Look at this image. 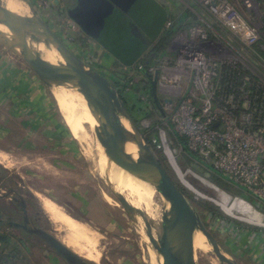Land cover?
<instances>
[{
  "label": "rangeland",
  "instance_id": "obj_1",
  "mask_svg": "<svg viewBox=\"0 0 264 264\" xmlns=\"http://www.w3.org/2000/svg\"><path fill=\"white\" fill-rule=\"evenodd\" d=\"M23 1L28 5L30 4L39 15L52 24V28L55 31L63 35V30L66 29L70 19L60 18L62 13L60 9L54 7V2L48 0ZM73 1L71 0V3ZM67 2H70V0ZM163 5L166 4L164 3ZM168 6H170V10H173L175 5L168 3ZM53 15H56V17L53 18ZM158 23L159 25L162 23V18L158 19ZM190 23L188 22L187 24ZM192 24V26H204L202 22L200 23L197 20ZM145 25L146 27L150 26L149 21L146 19H144V23L141 26L144 33ZM77 41L78 45L83 44L87 50L82 53L83 57L95 62L94 65L98 62V65L103 68L102 70H106L104 75L108 78L128 74L126 68L119 66L115 60L111 59L107 51L96 41L82 35ZM71 48L76 53L78 52L76 47H74L75 49ZM128 49L129 52L134 53L132 47H128ZM89 54L93 55V57L90 58ZM145 56L146 54L144 53L141 59H144ZM160 56L177 59V53L169 52L168 50ZM98 65L95 68L101 70ZM152 65H155V62ZM144 71L147 74L148 67ZM151 80L152 85L155 82L157 86L158 76L151 78ZM139 86L136 89L138 92H134L136 94L134 100L138 101V104L128 103V107L133 111L132 115L135 121L139 127H144L147 132L157 129L156 132H152L154 133L153 139L157 148L162 150L160 129L164 128L167 133L168 143L175 154L178 167L182 173L186 174L185 179L191 185V188L197 189L203 196L215 198L217 195L216 191L210 188V184L229 192L234 197L245 198L252 203L258 204L255 199L242 189L232 185L218 173L207 168L206 165L202 164L206 167L204 169L197 165L195 160L190 159L186 153H180L183 144L178 141L173 133L172 124L169 120L170 113L165 112L167 117L164 118L157 113L155 105L150 107V113L145 112L146 100L151 95L149 93V97L143 99L140 94L142 91L148 94L146 81ZM55 91L46 88L47 97L40 98L38 104H36V101L33 102L35 107H40L36 112L34 111L35 109L30 110L27 106L30 103L27 101V105L22 101L19 108L9 105H5L3 108L2 106L0 107V155L5 158V160L0 161V234L10 237V246L14 249L13 252L7 250L1 264H56L57 262H53V259H51L54 257L57 260L53 249L38 241L37 238L29 237L9 226L10 222L19 223L20 220L14 201L19 195L29 201V211L31 213L40 212L43 225L57 237L59 236L58 229L50 219L43 199H49L60 205L70 216L87 224L95 232L99 233L103 238L102 242L100 241L99 243L101 250L100 260L95 263L85 255H78L88 264H159L157 254L145 232L143 221L139 220L138 224H134L116 200L112 198L113 201H108L106 199L107 196H110L105 183L108 161L96 133L97 125L92 127L89 124H85L84 137L82 135V138L77 139L68 126L65 115L59 109ZM157 98L160 103H164L165 100H172L175 103L179 102L177 98L160 94L157 95ZM45 104L47 109H49L46 111L47 113L43 111ZM169 167L172 174L181 184L170 163ZM120 171V168L114 166L112 177L121 174ZM183 187L186 188L185 186ZM186 189L197 198L210 201L197 195L189 188ZM150 194V211L153 217H149V220L157 238L162 232L165 203L156 190L151 189ZM215 205L217 206V204ZM258 205L264 213V206ZM217 207L227 219L230 218L220 206ZM202 220L214 234L222 250L237 264H264L263 229L257 228L259 233L251 230L255 229L254 226L241 224L246 236L248 235L251 239L239 246V244L234 245L235 243L233 242L242 243L239 240L240 235L237 234L233 237L226 233L228 229L224 224H228L227 221L224 219L214 220L207 218V216L202 218ZM252 232L254 233L252 234ZM228 239L233 242L228 243ZM206 244L208 249L205 252L195 248L196 263L222 264L214 254L213 248L208 244L207 239ZM256 245L263 248L260 253L255 252L254 246ZM249 248L251 250H247ZM57 264L67 263L64 260H58Z\"/></svg>",
  "mask_w": 264,
  "mask_h": 264
},
{
  "label": "built area",
  "instance_id": "obj_2",
  "mask_svg": "<svg viewBox=\"0 0 264 264\" xmlns=\"http://www.w3.org/2000/svg\"><path fill=\"white\" fill-rule=\"evenodd\" d=\"M158 1L169 8L168 3L181 5L190 22L197 20L204 26L183 22L184 28L177 29L167 47L169 52L177 53V59L150 55L152 59L147 61L146 53L137 66L126 68L128 74L118 76L117 88L128 97H136L134 92L146 81L148 94H140L143 99L149 93L151 97L144 110L150 113V107L155 105L158 114L170 113L173 133L183 144L180 153L194 156L197 165L205 169L204 164L224 176L264 206V0ZM175 22L170 18L163 33L171 32ZM68 23L63 38L74 48L83 34L72 20ZM84 60L94 67L98 65ZM155 76L158 81L154 92L151 78ZM158 94L179 102L165 100L158 107ZM160 138L172 151L164 128L160 129ZM209 186L215 189V198L203 196L200 191L198 195L220 206L230 217L224 224L227 234H238L240 240L248 241L251 238L241 224L254 226V231L264 230V213L258 204ZM262 249L254 246L256 253Z\"/></svg>",
  "mask_w": 264,
  "mask_h": 264
},
{
  "label": "water",
  "instance_id": "obj_3",
  "mask_svg": "<svg viewBox=\"0 0 264 264\" xmlns=\"http://www.w3.org/2000/svg\"><path fill=\"white\" fill-rule=\"evenodd\" d=\"M16 1L25 5L27 9L14 11L10 8L8 0H0V26L8 31V33L0 31V45L24 62L39 81L50 90H69L84 98L96 121V133L108 160L105 183L110 196L121 205L134 224H138L139 220L143 221L145 232L157 254L159 264H197L195 250L197 234L206 237L222 264H237L222 250L200 214L163 168L135 121L124 96L113 81L72 50L61 34L55 31L30 4H26L23 0ZM51 1L56 5L61 3L60 0ZM76 1L77 5L67 11L68 18L86 37L97 42L104 30L105 20L111 7L133 16L134 8L140 3V0ZM137 36L144 40L143 43L146 42L147 38L143 34L139 33ZM42 48L59 54L66 65L58 66L44 60L38 51ZM141 56L132 55L131 63L135 64ZM152 86L155 92L156 83L153 82ZM124 122H127L128 126ZM162 147L181 184L198 195V190L188 187L179 176L163 142ZM130 150L136 151L137 154L134 156ZM174 162L177 164L176 160ZM114 166L153 187L163 198L165 206L172 207L174 215L170 221H167L164 207L162 232L159 237H155L147 214L132 205L126 195L116 188L112 177ZM39 235L47 246L68 264H87L55 234L41 231Z\"/></svg>",
  "mask_w": 264,
  "mask_h": 264
},
{
  "label": "bare ground",
  "instance_id": "obj_4",
  "mask_svg": "<svg viewBox=\"0 0 264 264\" xmlns=\"http://www.w3.org/2000/svg\"><path fill=\"white\" fill-rule=\"evenodd\" d=\"M8 3L10 5V8L14 11H22V9H27L25 5L17 2L16 0H8ZM0 31L8 33L7 29L3 26H0ZM38 51L40 53V56L44 60L52 64H56L58 66L66 65L65 61H63L60 55L56 52H49L44 48L39 49ZM55 98L58 102L60 111L66 117L68 126L70 127L71 131L77 139L82 138V135L84 137L83 131L85 124H89L92 127L96 126V121L90 113V108L81 95L69 90L61 89L55 92ZM124 123L126 126H128L127 122ZM130 153L134 154V156L137 154V152L134 150H130ZM167 154L169 155L171 162L176 168L179 176L185 181L188 187L191 188V185L185 179L186 174L182 173L179 167L176 166L177 164H175L174 162L175 154L170 149H167ZM3 160H5V158L0 155V161ZM120 172L121 174L116 177H113L114 184L118 191L126 195L128 201L132 205L144 211L147 214L148 218L153 217L150 211V190L153 189V187L143 181L132 177L131 175L122 170ZM220 196L222 197V193L220 194ZM106 199L108 201H113L112 197L110 196H107ZM43 203L47 213L49 214L50 219L58 229V238L65 245L71 248L76 254L80 256L85 255L91 261L97 263L101 258V250L99 248V243L103 239L102 236L99 233L95 232L87 224H84L75 219L74 217L70 216L60 205L56 204L55 202L49 199H43ZM165 213L167 221H170L172 219V216L174 215V213L172 212V207L166 205ZM195 248L196 250H201L203 252L207 251L208 245L206 244V239L204 235H196Z\"/></svg>",
  "mask_w": 264,
  "mask_h": 264
},
{
  "label": "trees",
  "instance_id": "obj_5",
  "mask_svg": "<svg viewBox=\"0 0 264 264\" xmlns=\"http://www.w3.org/2000/svg\"><path fill=\"white\" fill-rule=\"evenodd\" d=\"M163 6L164 5L158 0H140V3H138L134 8V13L131 18H133V21L137 22V25L140 28L144 23V19L149 21L150 26L146 27L145 25V29H143L145 31V37L148 40L147 43L141 42L138 36L135 35L131 28V19L125 13H123L119 9H116L115 7H111L110 13L108 14L105 20L104 30L102 31L101 36L99 37V42H96L107 51L111 59L116 60L118 65L123 68L134 67L136 64H138V61L141 60V55L144 53V51H147L148 49H151L150 52L156 56L162 55V53L166 51L169 43L171 42L173 35H175V33L177 32V29L184 28V26H182L184 18L178 17L177 15V12H179V10L175 12L173 10H170V8L167 6ZM184 15H188V13L186 12ZM159 18H162V23L160 25L158 23ZM170 18L175 19V28L169 33H163V28ZM81 34L85 36L82 31ZM128 47H132L134 53L129 52ZM83 52L84 49L82 50V53ZM135 54L141 57L134 64L131 62H133L132 55ZM261 55L264 58V52H261ZM109 79L113 82H116V87H120V83H117V81L119 80L118 76L114 78L110 77ZM122 95L124 96L127 105H129V102H133L135 105L138 104V101L134 100L135 97H128L124 92H122ZM157 104V106L159 107L160 101L158 98ZM131 113H133L132 110ZM159 115L165 117L164 112ZM140 129L146 136L149 145L157 155L163 168L168 172L176 186L186 195L188 200L192 203V205L194 206L196 211L201 215V217L205 218L207 216V218H211L214 220L224 219L228 222L229 219H227L223 215L221 210L214 203L197 198L193 193L188 191L177 181V179L170 170L169 161L165 156L163 150L157 148V146L155 145L153 139L154 133L152 132H156L157 129L155 128L150 132H147L144 127H140ZM188 157H190V159L194 158V156L191 155H188ZM256 231L259 232L258 230ZM262 234H264V232ZM7 250H11L12 252L14 250L13 247L10 246V237L5 235L3 236L0 234V264L4 260V256Z\"/></svg>",
  "mask_w": 264,
  "mask_h": 264
},
{
  "label": "crops",
  "instance_id": "obj_6",
  "mask_svg": "<svg viewBox=\"0 0 264 264\" xmlns=\"http://www.w3.org/2000/svg\"><path fill=\"white\" fill-rule=\"evenodd\" d=\"M69 4L71 5V1ZM173 8L176 9H173V11L175 12L179 10V12H177V15L178 17L184 18L183 22H186L188 20L190 23L191 19H189L188 15H184L186 12L181 5L177 4ZM54 17L55 16H53V18ZM65 30L66 29H64L63 31ZM74 47H76L80 53H82V50L84 49H82L81 45ZM84 51H87L86 48L84 49ZM46 88L47 87L39 81V79L34 75L31 69L24 62H22L19 58L15 57L0 45V107L2 106L3 108L5 105H9L19 108L22 104V101L25 105H27V101L30 103L27 105L30 110L35 109L34 111L36 112L38 109H40V107H35L33 102L36 101V104H38L40 102V98L46 96ZM48 110L49 109H47V106L45 104V107L43 109L44 113H47L46 111ZM240 241H242V243H239L238 241L233 242L230 239L227 240L228 243L233 242L235 243L234 245L239 244V246H242L247 241V239L244 238ZM55 256L57 260L52 257L51 259H53V262L62 260L57 255Z\"/></svg>",
  "mask_w": 264,
  "mask_h": 264
},
{
  "label": "flooded vegetation",
  "instance_id": "obj_7",
  "mask_svg": "<svg viewBox=\"0 0 264 264\" xmlns=\"http://www.w3.org/2000/svg\"><path fill=\"white\" fill-rule=\"evenodd\" d=\"M48 1H51V0H48ZM60 1H61L60 5H56L54 3V5H55L54 7L60 9V11L62 13L60 15V18H68L67 17L68 9L74 8L77 5V1L74 0L73 4L71 3V5L69 3H67L68 0H60ZM52 2H54V1H52ZM53 16L56 17V15H53ZM127 16L131 19V28H132L133 32L135 33V35H138L139 33H141L145 37L146 36L145 33L137 25V22L133 21V18H131L132 16H130V15H127ZM50 25L52 26L51 23H50ZM164 28H165V26H164ZM164 28H163V32H164ZM58 33H60V32H58ZM61 36L63 37V35H61ZM87 38L90 39L89 37H87ZM140 41L144 42L143 39H140ZM145 43H147V40ZM150 51H151V49H148L147 51L144 52L145 54L148 53V60L147 61H150V59L152 58V57H150V55L156 56V55L152 54ZM80 56H82V55H80ZM149 57H150V59H149ZM97 70L99 71V69H97ZM30 200H31V198H30ZM14 201H15V208L17 211V215H18V217H20V220H19V223L18 222H10L9 226L15 228L16 230L23 232L25 235H27L29 237H35L38 239V241L47 245L46 242L40 237L39 232L44 231V232H47L50 234H54V233L52 231H50L46 226L43 225V223H42L43 220L40 217V212L36 211V212L31 213L29 211V201L23 199L22 195H19V197L14 199Z\"/></svg>",
  "mask_w": 264,
  "mask_h": 264
}]
</instances>
